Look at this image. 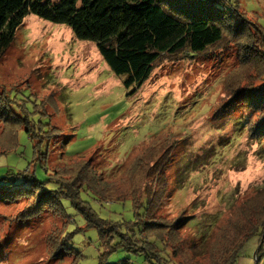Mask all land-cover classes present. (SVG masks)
Wrapping results in <instances>:
<instances>
[{"label":"rangeland","instance_id":"obj_1","mask_svg":"<svg viewBox=\"0 0 264 264\" xmlns=\"http://www.w3.org/2000/svg\"><path fill=\"white\" fill-rule=\"evenodd\" d=\"M236 1L251 21L264 25V0ZM251 30L254 42L262 43L256 37L261 33L253 26ZM237 48L228 42L205 53L165 58L134 89L126 84V74L112 71L94 41L76 38L66 24L27 15L0 54V93L24 100L31 110L37 103L39 110L31 115L36 136L20 129L17 148L0 156V172L8 166L30 167L44 179L57 166L92 159L106 179L131 188L128 172L136 158L147 147L170 140L165 162L169 190L157 214H192L199 222L190 219L182 232L194 238L199 251L206 249L233 208L255 195L260 199L264 187V137H252L247 127L255 112L245 105L216 111L239 81L260 82L264 76L263 68L239 63ZM39 121L48 125L41 128ZM5 128L0 119V150L11 141ZM49 128L47 134H52H44L35 150ZM27 201L0 200V264H72L71 254L64 253L62 259L50 255L49 236L65 230L67 218L46 208L20 219ZM64 204L75 218L69 227L82 223L69 199ZM108 204L110 210H130V201ZM86 234L94 241H75L90 256L84 264H94L97 228H87ZM259 246L256 234L243 246L236 264H256ZM121 259L122 252L116 250L107 261L120 264Z\"/></svg>","mask_w":264,"mask_h":264},{"label":"trees","instance_id":"obj_2","mask_svg":"<svg viewBox=\"0 0 264 264\" xmlns=\"http://www.w3.org/2000/svg\"><path fill=\"white\" fill-rule=\"evenodd\" d=\"M31 13L68 25L76 38L94 41L112 71L126 74V84L134 89L165 58L205 53L228 42L238 46L239 63L264 70V25L251 21L236 0H0V54ZM251 26L261 33L256 37H261L262 43L254 42ZM19 101L6 92L0 93V119L10 130L7 139H11L0 150V156L17 148L20 129L25 127L31 134V115L39 110L37 103L34 111L24 100ZM235 105H245L255 112L256 118L249 117L247 127L252 137H264L263 75L260 82L239 81L216 111L220 114ZM14 106L22 110L18 112ZM38 123L41 128L48 125ZM50 130L41 134L35 150L44 134H52H47ZM169 142L149 146L136 158L128 172L129 180L133 179L131 188L106 179L92 159H80L47 171L44 179L30 167L8 166L0 172V187L5 188L0 190V200L27 197V204L18 214L20 219L37 216L46 208L67 218V228L49 236L50 255L62 259L64 253L71 254L72 264H84L90 258L75 241L76 237L79 241L90 239L86 234L89 227L98 232V260L94 264H115L107 258L116 250L122 252L120 264H236L241 249L256 234L260 242L256 264H260L264 256V187L258 193L260 199L255 195L233 208L208 247L201 251L194 238L182 232L190 219L199 222L192 214L184 210L172 218L157 214L169 190L165 172L171 153V148L166 149ZM64 199H69L82 223L69 227L75 218ZM127 201L129 212L110 210L109 202L126 205Z\"/></svg>","mask_w":264,"mask_h":264},{"label":"water","instance_id":"obj_3","mask_svg":"<svg viewBox=\"0 0 264 264\" xmlns=\"http://www.w3.org/2000/svg\"><path fill=\"white\" fill-rule=\"evenodd\" d=\"M256 252H257V250H256ZM256 252H255V255H256Z\"/></svg>","mask_w":264,"mask_h":264}]
</instances>
